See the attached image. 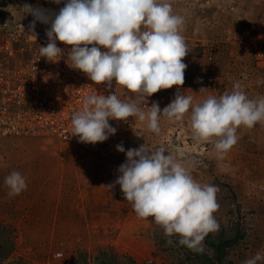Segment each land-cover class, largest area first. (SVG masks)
Here are the masks:
<instances>
[{"label":"rangeland","instance_id":"1","mask_svg":"<svg viewBox=\"0 0 264 264\" xmlns=\"http://www.w3.org/2000/svg\"><path fill=\"white\" fill-rule=\"evenodd\" d=\"M169 2L184 19L189 52L183 84L155 101L161 109L177 92L196 104L231 92L235 82L251 99L264 96V83L257 84L264 79V0ZM25 4L40 3L0 0V70L39 54L45 27L36 21L30 31L34 18L24 15ZM128 129L125 150L164 147L195 181L218 187L212 214L218 227L205 236L203 250L180 245L152 217L137 216L119 185L104 187L124 157L111 160L52 138L8 136L0 138V264H242L264 253V120L239 126L236 144L222 157L217 138H194L190 109L180 120L162 117L158 133L134 116ZM12 171L27 188L9 197L4 178ZM221 243L220 251L210 245Z\"/></svg>","mask_w":264,"mask_h":264},{"label":"clouds","instance_id":"2","mask_svg":"<svg viewBox=\"0 0 264 264\" xmlns=\"http://www.w3.org/2000/svg\"><path fill=\"white\" fill-rule=\"evenodd\" d=\"M63 6L52 12L25 4L24 15L35 22L47 24L46 45L39 54L56 63L67 50L65 63L87 76L95 84L112 82L123 90L137 93V99L122 101L112 91L87 95L78 110L70 114L72 136L80 142L95 144L115 134L109 120L125 121L136 117L146 122L147 129L159 132L162 117L180 120L190 109V122L195 139L217 138L214 148L222 157L237 142L236 131L241 125L251 128L264 120V96L251 99L239 82L231 92L209 96L193 104L191 96L177 92L163 109L155 101L147 106V97L161 89L183 84L187 65L183 57L188 46L181 35L184 19L172 12L169 0H51ZM35 37V35H33ZM264 83L258 79L257 84ZM143 101V109L138 105ZM116 151L126 159L119 165V175L111 189L119 185L124 200L131 202L139 217H152L161 225L165 236L179 237L178 243L196 251L203 250L205 236L218 227L213 212L217 209L218 187L195 181L184 164L164 147L146 148L144 143L125 150L122 144ZM7 195H19L27 188L18 171L4 178ZM171 242V241H169ZM264 253L257 251L242 264H258Z\"/></svg>","mask_w":264,"mask_h":264},{"label":"built area","instance_id":"3","mask_svg":"<svg viewBox=\"0 0 264 264\" xmlns=\"http://www.w3.org/2000/svg\"><path fill=\"white\" fill-rule=\"evenodd\" d=\"M39 3L37 7L52 12L63 6V3L55 4L51 0H39ZM43 25L45 33L48 25ZM37 40L38 38L30 41ZM46 43L47 37L44 34L41 46ZM57 46L62 49L64 56L56 63L48 62L40 54L35 53L26 62L14 65L8 70H0V138L8 136L52 138L111 160L124 157L123 163L126 157L124 153L116 151L115 146L125 143L123 133L129 130L132 117L125 121L109 120L117 129L115 134L103 142L86 144L80 142L77 136L71 135L70 114L81 107L85 96L97 94L96 91L104 95L113 91L125 102L135 100L136 93L126 89L122 91V86L115 84V81L109 88H105L104 83L95 84L85 74L65 63L67 50L71 46H65L59 41ZM168 91L169 88L161 89L147 97V106L157 101L159 94L167 95ZM143 104L144 102L140 101L138 106L143 109Z\"/></svg>","mask_w":264,"mask_h":264},{"label":"trees","instance_id":"4","mask_svg":"<svg viewBox=\"0 0 264 264\" xmlns=\"http://www.w3.org/2000/svg\"><path fill=\"white\" fill-rule=\"evenodd\" d=\"M232 242H228L226 245H230ZM216 251H220L221 250V248L225 245V243H221V245H220V247H217L216 245H213V244H210ZM192 250V249H191ZM203 258H204V260H212L213 258H210V257H207L205 254H202L201 255Z\"/></svg>","mask_w":264,"mask_h":264}]
</instances>
